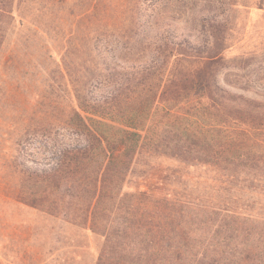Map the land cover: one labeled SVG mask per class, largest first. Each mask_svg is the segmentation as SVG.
<instances>
[{
    "label": "trees",
    "instance_id": "16d2710c",
    "mask_svg": "<svg viewBox=\"0 0 264 264\" xmlns=\"http://www.w3.org/2000/svg\"><path fill=\"white\" fill-rule=\"evenodd\" d=\"M14 1L0 0V48ZM213 29L198 41L188 29L164 27L151 59L112 53L118 42L104 30L94 46L99 72L75 95L61 132L47 135L38 154L18 148L23 202L103 227L96 264H244L251 252L257 255L247 264H264V231L258 244L236 242L238 231L229 225L235 211L221 209L218 221L211 211L204 219L195 211L186 216L182 201L153 188L162 167L123 191L137 160L150 153L210 167L226 181L245 167L257 175L246 176L251 182L264 179V102L230 91L215 72L201 69L223 57ZM123 49L129 54L132 46ZM126 195L129 204L122 202ZM208 222L218 223L220 239L197 235L193 226Z\"/></svg>",
    "mask_w": 264,
    "mask_h": 264
},
{
    "label": "rangeland",
    "instance_id": "374dc122",
    "mask_svg": "<svg viewBox=\"0 0 264 264\" xmlns=\"http://www.w3.org/2000/svg\"><path fill=\"white\" fill-rule=\"evenodd\" d=\"M12 13L0 48V264H96L103 227L51 213L49 204L23 202L18 148L38 154L47 135L61 132L75 95L99 72L94 46L104 30L118 42L112 53L151 59L164 27L188 29L198 41L214 28L212 40L223 57L201 69L215 72L230 91L264 102V0H15ZM126 28L129 39L122 35ZM124 45L132 46L129 54ZM158 168L153 188L182 201L186 216L195 211L204 219L211 211L218 221L221 209L233 210L235 241L258 244L264 231L263 178L251 182L245 167L226 181L210 167L150 153L137 160L123 191L131 193ZM123 200L129 204V195ZM217 225L193 227L201 239L214 234L217 240ZM256 255L251 252L244 264Z\"/></svg>",
    "mask_w": 264,
    "mask_h": 264
}]
</instances>
